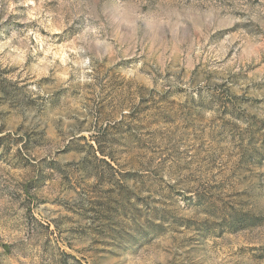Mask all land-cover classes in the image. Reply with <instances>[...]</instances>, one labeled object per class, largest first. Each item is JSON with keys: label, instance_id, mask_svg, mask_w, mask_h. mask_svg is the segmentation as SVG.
I'll use <instances>...</instances> for the list:
<instances>
[{"label": "rangeland", "instance_id": "1", "mask_svg": "<svg viewBox=\"0 0 264 264\" xmlns=\"http://www.w3.org/2000/svg\"><path fill=\"white\" fill-rule=\"evenodd\" d=\"M0 264H264V0H0Z\"/></svg>", "mask_w": 264, "mask_h": 264}, {"label": "clouds", "instance_id": "2", "mask_svg": "<svg viewBox=\"0 0 264 264\" xmlns=\"http://www.w3.org/2000/svg\"><path fill=\"white\" fill-rule=\"evenodd\" d=\"M190 9H180L173 13H162V12H154V13H144L140 10V6L133 5L131 7L128 6H121L117 10L114 11L113 16L111 18L112 23L116 25L115 33L118 37H123L127 35L129 39L135 40L136 37V22L137 21H144L145 27L149 30L153 29L154 27H159L167 24H171L173 22L172 17L175 16V22L178 27H183L182 21L185 19H189L188 13ZM63 20V18H61ZM69 27L73 28L75 33L73 37V41L75 43H80L82 46L78 49L80 52H84L86 49L88 51L93 50V44L95 45L96 55L98 57H102L103 55H107L111 51V45L107 44L104 41H100L97 39V34L100 32L101 29L98 28H84L83 32H78L74 27V19L68 20ZM65 25L61 23V30H63ZM103 27V25L101 26ZM205 30H211L213 27V22L211 21V16L204 22ZM121 28L129 29L130 31L127 33H122ZM52 31L51 28L48 29ZM31 35V34H30ZM205 39L206 37H201ZM37 43H40V40L37 39ZM193 45L195 48L198 47V39L193 41ZM103 48V51H101ZM138 49L137 50H130L127 54V57H139L142 55ZM89 60L85 58L82 61V64L87 67ZM142 63V61H141Z\"/></svg>", "mask_w": 264, "mask_h": 264}, {"label": "water", "instance_id": "3", "mask_svg": "<svg viewBox=\"0 0 264 264\" xmlns=\"http://www.w3.org/2000/svg\"><path fill=\"white\" fill-rule=\"evenodd\" d=\"M3 249H4L5 252L9 251V247L6 246V245L3 246Z\"/></svg>", "mask_w": 264, "mask_h": 264}]
</instances>
